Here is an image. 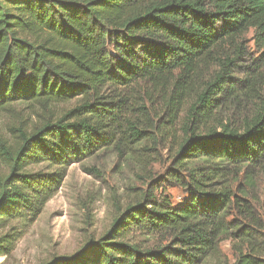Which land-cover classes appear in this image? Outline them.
Returning a JSON list of instances; mask_svg holds the SVG:
<instances>
[{"label":"trees","instance_id":"trees-1","mask_svg":"<svg viewBox=\"0 0 264 264\" xmlns=\"http://www.w3.org/2000/svg\"><path fill=\"white\" fill-rule=\"evenodd\" d=\"M14 106L37 120L0 132V258L70 167L155 145L164 179L48 264H229L225 241L232 264H264V0H0V110Z\"/></svg>","mask_w":264,"mask_h":264},{"label":"rangeland","instance_id":"rangeland-1","mask_svg":"<svg viewBox=\"0 0 264 264\" xmlns=\"http://www.w3.org/2000/svg\"><path fill=\"white\" fill-rule=\"evenodd\" d=\"M251 56H256L254 51ZM61 110L54 112L62 113ZM36 120L31 107L0 110V132L8 134L12 128L28 129ZM170 158L169 151L162 146L147 145L131 154L125 150L101 151L73 165L62 188L17 243L14 253L0 258V264H48L80 252L106 233L129 204L138 202L144 192L155 189L166 175ZM5 174L6 168L0 162V177ZM166 192L176 203L184 195L173 185ZM261 211L264 216V203ZM220 249L232 264L235 254L231 243L222 242Z\"/></svg>","mask_w":264,"mask_h":264}]
</instances>
